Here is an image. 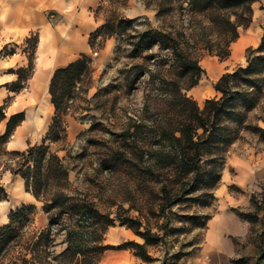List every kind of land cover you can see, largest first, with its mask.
Returning <instances> with one entry per match:
<instances>
[{
	"label": "rangeland",
	"instance_id": "obj_1",
	"mask_svg": "<svg viewBox=\"0 0 264 264\" xmlns=\"http://www.w3.org/2000/svg\"><path fill=\"white\" fill-rule=\"evenodd\" d=\"M168 5L169 0H100L96 13L103 23L106 18L118 15L130 21L137 19L139 28L151 25L169 31L186 30L196 36L205 32L203 25L206 21L201 24L200 18L191 16L186 9L187 3L180 5L175 2L172 12L163 11L158 17L157 10ZM252 20L248 27L238 29L239 37L247 38L246 43L252 41L248 47H256L262 39L264 0L253 5ZM96 43H102L103 50L97 48L89 54L93 60L92 74L77 89L69 104L67 137L51 144L52 152L62 158L68 171L64 191L76 202L94 205L105 215V220H113L114 223L103 234L102 244L117 246L127 240L144 242L132 229L121 224L123 218H138L144 225L141 230L148 227L161 237L147 245L150 258L146 261L127 248L106 250L99 263L264 264V182L253 186L236 182L238 161L262 154L264 142L249 132L243 133L227 154L218 186L209 190L200 188L161 210L167 202L161 186L169 185L171 181L148 176L141 178L138 161L131 152L137 142L134 136L124 135L138 117L143 116L150 121L155 116L152 112H144L145 93L150 87L148 74L138 76L136 71L129 70L142 60L131 56L130 45L120 47L119 36L113 35L106 40L98 38ZM12 44L9 43V49ZM16 44L18 49H24V42ZM234 44L230 45V55L224 59L203 49L199 51L200 65L205 72L196 90L203 91L205 100L217 95L214 84L220 76L240 65L241 59L231 55ZM248 47L244 50L242 64L246 63ZM188 94L194 97L193 89L188 90ZM13 97L8 96L5 100L12 102ZM205 100L198 102L199 105L203 106ZM260 124L264 122L260 121ZM47 130L39 135L25 133L22 142L16 143L17 148L23 150L28 145L41 144ZM144 141L158 146L151 133L145 135ZM5 148L13 150L8 144ZM9 158L10 155L0 154V185L7 192V197L0 200V225L7 223L9 212L22 203L26 188L19 192L16 187V179H22V176L9 170ZM31 204L36 205L31 223L25 227L21 240L4 253L0 264H28L25 259H31L32 247H37V259L42 260L41 264H68L56 259L67 246L62 223L65 216L62 222L49 227L44 202ZM1 216H7L6 220H1ZM48 228L51 230L49 234L47 231L41 233ZM125 229L131 231V237L120 233ZM41 236L49 242V249L43 247V241L33 246Z\"/></svg>",
	"mask_w": 264,
	"mask_h": 264
},
{
	"label": "trees",
	"instance_id": "obj_2",
	"mask_svg": "<svg viewBox=\"0 0 264 264\" xmlns=\"http://www.w3.org/2000/svg\"><path fill=\"white\" fill-rule=\"evenodd\" d=\"M257 1L169 0L167 8L157 10L159 17L163 11L172 12L175 2L187 3L186 9L191 16L200 18L201 24L206 21L203 25L205 32L197 36L186 30L169 31L151 25L139 28L137 19L130 21L118 15L106 18L90 34L93 50L102 48V43H96L98 38L106 40L113 35L119 36L120 47L130 45L131 56L142 60L129 70L136 71L138 76L148 74L150 87L145 93L144 112H152L155 116L150 121L138 117L124 135L134 136L137 142L131 152L138 161L141 178L148 176L171 181L169 185L161 186L167 199L161 210L200 188L209 190L218 186L227 154L243 133L249 132L264 142V127L260 124V121L264 122V32L256 47H248L246 63L223 73L215 82V97L206 99L201 106L188 94L205 72L200 65L199 51L203 49L221 59L227 58L230 45L239 38V27H248L253 21V5ZM38 43V33L25 38L23 52L29 62L27 66L10 70L17 74V79L4 84L9 90L20 91L26 86L35 67L33 62ZM12 45L11 49L9 44L5 45L0 55L16 53L18 44ZM156 47L158 51H154ZM92 62L89 54L82 53L65 67L54 71L49 93L55 112L39 145L24 150L5 148L26 115L21 111L7 117L6 108L11 100H5L0 105V121L7 118L5 131L0 135V154L10 155L9 170L21 175L26 190L44 202L49 227L62 222L65 216L62 223L67 246L56 256L57 260L68 264H100V257L106 250L130 248L146 261L150 258L147 245L159 241L160 235L148 227L141 230L144 225L138 218H123L121 224L132 229L144 242L127 240L117 246L102 244L103 234L113 220H105V215L94 205L76 202L68 196L63 187L68 171L62 158L51 150L52 143L67 137L69 104L77 89L90 79ZM149 133L158 146L146 144L144 138ZM6 197L4 186L0 185V200ZM35 209V204L23 203L9 212L7 223L0 225V260L13 243L21 240ZM46 231L51 232L48 228L41 233ZM42 239L41 236L35 240L33 246L43 241V247L49 249V242ZM36 249L32 247L31 259H25L26 263H42L37 259Z\"/></svg>",
	"mask_w": 264,
	"mask_h": 264
},
{
	"label": "crops",
	"instance_id": "obj_3",
	"mask_svg": "<svg viewBox=\"0 0 264 264\" xmlns=\"http://www.w3.org/2000/svg\"><path fill=\"white\" fill-rule=\"evenodd\" d=\"M99 4L100 0H0V51L9 43L24 42L32 33L39 35L33 62L35 67L22 90L11 91L4 84L17 79V74L11 72V69L28 65L26 53L17 49L12 55H0V104L5 103L8 96H14L6 108L7 117L21 111L26 114L7 143L9 148L21 150L16 143L22 142L25 133L35 132L39 135L49 127L55 112L49 93L51 77L57 68L65 67L82 53L90 54L94 51L89 37L103 24L102 18L96 13ZM242 37L233 42L235 44L231 54L241 59L240 65L245 48L252 43H246L247 38ZM196 89L198 87H193L195 99L198 102L205 100L203 91ZM6 122L7 118L0 121V135L5 131ZM237 164L239 174L236 182L239 185L253 186L264 182V152L257 157H244ZM16 187L19 192L25 188L23 177L16 179ZM22 197L20 205L39 201L26 188ZM6 218L1 216V220ZM130 232L129 229L120 231L126 237H131Z\"/></svg>",
	"mask_w": 264,
	"mask_h": 264
},
{
	"label": "bare ground",
	"instance_id": "obj_4",
	"mask_svg": "<svg viewBox=\"0 0 264 264\" xmlns=\"http://www.w3.org/2000/svg\"><path fill=\"white\" fill-rule=\"evenodd\" d=\"M199 91V90H198Z\"/></svg>",
	"mask_w": 264,
	"mask_h": 264
}]
</instances>
